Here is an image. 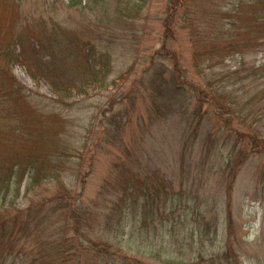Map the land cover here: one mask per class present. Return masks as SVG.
Wrapping results in <instances>:
<instances>
[{"label":"rangeland","instance_id":"1","mask_svg":"<svg viewBox=\"0 0 264 264\" xmlns=\"http://www.w3.org/2000/svg\"><path fill=\"white\" fill-rule=\"evenodd\" d=\"M109 1L105 3L104 10L100 4L94 5L90 0H84L82 6H68L67 0L0 1V41L7 34L17 33L19 29H26L28 26L27 19L15 25L21 21L18 12L23 14L22 18L31 16L28 20L32 24L34 16L39 17L41 12L47 11L83 39L95 42L98 47L105 48L109 45L112 54L107 85H89L84 94H75L63 102H53L52 99L57 98V95L47 79L34 78L23 64H7L6 60H0V68H9L20 83L27 87L30 98L36 97L29 104L16 92H11L2 80L0 71V102L5 101L4 112H11L7 120L11 119V124H20L26 131L43 124L46 136L59 135L73 147L64 158L62 172L69 182L70 173H80V178L75 176V186L83 190L81 199L93 212V226L96 228L94 234H98L99 240L107 238V235L96 226V222L110 211L117 202L116 197L122 194L118 184L123 181V174L122 170L115 168V164L125 155L118 148L120 140L124 139L132 148V173H136L141 181L143 177H147L151 183L161 182L166 185V194L169 195H160V199L155 201L157 211L154 217L156 215L155 222L158 224L151 223L148 227H141L134 221V214L127 209L122 222L125 227L121 228L125 235L120 237V248L124 253L138 257L148 264H211L208 259L223 253L228 247L230 260L234 258L240 264H264V151L261 148L255 149L248 140H240L237 142L238 151H245L247 158L241 160L237 157L240 161L223 171L219 167L222 163L220 159L213 162L203 160L201 163L200 144L196 143L195 146H188L182 169L180 160L183 159L184 148L180 123L176 127L175 120H172L169 123L172 125L171 131H168L163 129L168 126L165 119L156 120L158 123L151 126V131L149 129V98L146 84L141 78L152 63V56L158 51L166 50L165 42L167 47L175 51L180 64L187 71L188 80L197 84L196 86L204 83V77L198 72L192 59V28L187 21L181 19V9L171 15L168 11L171 0H146L140 11L132 7L134 0ZM236 1L197 0L196 4L206 5L210 9L221 7L220 11L224 13L232 10ZM197 5L193 7L194 12H197ZM262 5L263 0H256L254 4H244L242 10L245 9L247 13L248 8L252 7V11H256ZM168 19L171 20L170 29H167ZM36 38H39V34ZM244 38L245 35L238 41ZM248 50L243 55L241 52L229 53L223 65L234 68L241 61L245 67L251 63L259 65L264 62L263 50L258 47ZM162 57L168 65H173L171 58ZM155 59L160 60L159 56H155ZM215 68L219 69V65L216 64ZM257 83L258 85H254L249 80H244L241 87L229 89L237 92L240 100H243L241 98L263 88L264 78L258 79ZM196 95L194 92V99ZM204 100L202 111L206 113L212 107L207 102L208 97L205 96ZM116 113V122L120 119L121 122H127L121 132L112 129L114 126L110 122ZM122 114H125L124 117ZM174 117L177 118L176 115ZM215 119L207 116L203 123V133L208 129L207 122ZM233 125L246 130L250 128L239 119H235ZM112 137L114 141H109ZM135 138L140 140L141 150L134 147ZM235 140V137L229 138L228 142H221L218 148L221 146L220 149L226 154ZM29 144L31 143H27ZM7 145L1 143L0 147L6 150ZM78 148L84 154L80 162L76 160ZM242 154L246 155L244 152ZM221 155L219 153L218 157L214 156L212 159L220 158ZM235 171L236 176L231 181L229 174ZM135 182L139 183L136 178ZM55 185L57 182L44 184L39 188L48 195L55 189ZM105 186L107 188L103 191ZM197 190L200 193V204L193 200L184 201L186 194L196 193ZM181 192L184 193L183 198L180 197ZM99 193L102 195L99 196ZM163 193L165 192L162 191L161 194ZM30 196L33 197L32 192L28 196L22 192L18 204L27 207ZM212 216H217L218 231L213 232L212 229L209 236L201 237L199 221H208ZM109 238L111 243H115L114 239ZM200 251L204 253V259L198 257ZM34 252L32 240L22 237L13 246L12 253L5 255L2 264H29ZM85 253L80 254L81 259L83 256L94 255ZM174 257L178 258L172 259ZM70 260L76 262L74 256Z\"/></svg>","mask_w":264,"mask_h":264},{"label":"trees","instance_id":"2","mask_svg":"<svg viewBox=\"0 0 264 264\" xmlns=\"http://www.w3.org/2000/svg\"><path fill=\"white\" fill-rule=\"evenodd\" d=\"M3 1L20 2V0ZM83 1L67 0L66 3L68 6H82ZM90 1L94 5L100 4L103 10L106 8L105 3L110 2L109 0ZM196 1L171 0L168 11L171 15H175L176 10L181 9V19L187 21L192 28L191 41L194 49L192 59L194 66L204 77V83L196 86L197 84L188 80L187 71L180 64L175 51L167 47L165 42L167 51H158L152 56V63L141 78L146 84L149 98L147 112L151 123L148 127L151 131V126L157 124L158 120L165 119L168 126L163 129L171 131L172 125L169 123L175 120L176 127L180 123L182 128L184 148L183 159L180 160L182 169H184L188 146L199 143L201 163L203 160L213 162L220 159L222 163L219 167L224 171L240 161L237 157L242 160L248 156L245 151H238V141L248 140L255 149L261 148L264 151V86L255 93L241 98L243 100H240L237 92L229 89V87H241L244 80L258 85L257 80L264 78V62L259 65L251 63L245 67L244 62L241 61L239 66L234 68L231 66L226 68V64L223 65L229 53L241 52L243 55L253 47L264 51V0L258 10L252 11L251 7L248 8L247 13L245 9L242 10V6L247 3L254 4L256 0H237L232 10H226L224 13L220 11L221 7L210 9L206 5L198 6ZM145 3L146 0H134L132 7L140 11ZM196 5L197 12H194L193 7ZM18 16L21 21L15 25L27 19L28 26L2 38L0 60H6L7 64L10 62L23 64L31 71L34 78L47 79L57 95V98L52 99L53 102H63L75 94H84L89 85L108 84L106 78L112 66L109 45L105 48L98 47L95 42L83 39L47 11L41 12L39 17L34 16L32 24L28 20L31 16L26 15L22 18L23 14L20 12ZM170 22L171 20L168 19L167 29H170ZM38 34L39 38H36ZM243 35L245 38L238 41ZM155 56H159L160 60L155 59ZM162 56L171 58L173 65H168ZM216 64L219 65V69L215 68ZM0 71L2 80L11 92H16L29 104L36 100V97L30 98L31 94L27 93V87L20 83L9 68H0ZM193 91L197 93L195 99ZM205 96L208 97L207 102H210L213 110L206 113L202 111ZM0 105H2L0 145L8 144L6 150L0 147V264L3 263L5 255L12 253L13 246L22 237L25 240H32L36 251L29 264L36 262L38 264H83L82 262L84 264H148L138 257L124 253L120 248V237L123 238L125 235L121 230L125 227L122 223L123 215L128 209L132 215L134 214V221L141 227H148L151 223L158 224L155 222L156 215L154 217L157 211L154 207L155 201L160 199V195H167L166 185H162L161 182L151 183L147 177H143L141 181L136 177V173H132L130 167L132 148L129 143L124 139L120 140L121 145L118 148L125 155L121 161L116 162L115 168L122 170L123 181L118 184L122 194L116 197L117 202L110 211L104 213L103 217L100 216L103 219L97 220L96 226L107 235V238L99 240L98 234H94L96 228L93 226V212L81 199L83 190L75 186V176L80 178V173H70L69 182L62 172L64 158L73 147L59 135L46 136V128L43 124L29 131L20 124H11V119L7 120L11 112H4L5 101H1ZM117 115L114 114L110 122L114 126L112 129L121 132L127 122H121V119L116 122L114 119ZM122 115L124 117L125 114ZM175 115L177 118L174 117ZM207 116L216 119L207 122L208 129L203 133V123ZM235 119H239L250 128L246 130L234 127ZM114 137L109 138V141H114ZM232 137L236 138L235 144L228 153L224 154L220 149L221 146L218 148V145L221 142H228ZM134 141V147L141 150L140 140L135 138ZM29 142L31 144L27 145ZM25 148L26 150H23ZM243 152L246 155H243ZM219 153L222 154L220 158L212 159L214 156L218 157ZM83 157L84 154L79 151L76 160L80 162ZM229 175L233 181L236 171ZM135 178L139 183L135 182ZM55 182H57L55 189L48 195L39 188L44 184ZM106 188L105 186L103 191ZM162 191L165 193L161 194ZM22 192L25 196L33 193L27 207L18 204ZM101 195L99 193V196ZM183 195L184 193L181 192L180 197L183 198ZM186 196L185 202L193 200L194 203H198L201 200L198 190ZM198 227L201 237L209 236L212 229L213 232H217V216H212L208 221H199ZM109 237L114 239L115 243H111ZM85 252L94 255L83 256L81 259L80 254H86ZM229 252L230 249L227 247L223 253L213 255L208 260L211 264L216 263V260H219L216 264H240L234 258L230 260ZM71 256H74L75 263L70 260ZM198 257L204 259V253L200 251ZM197 263L202 262L191 264Z\"/></svg>","mask_w":264,"mask_h":264}]
</instances>
